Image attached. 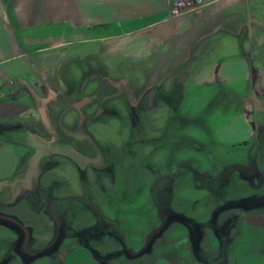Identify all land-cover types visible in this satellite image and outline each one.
<instances>
[{
	"label": "flooded vegetation",
	"instance_id": "1",
	"mask_svg": "<svg viewBox=\"0 0 264 264\" xmlns=\"http://www.w3.org/2000/svg\"><path fill=\"white\" fill-rule=\"evenodd\" d=\"M99 64L102 65L99 69L84 65V80L90 75L98 81V87L92 92L84 93L82 86H85V83L76 88L72 74L62 73L59 68L52 72H47V69L39 70L43 93L38 95L29 86L28 100L20 105L30 112L25 115L28 121L18 122L13 118L16 114L0 111V150L5 144H9V155H13L6 160L0 158V223L16 234V239L9 243L4 255L0 256V264H10L15 258L19 260V264H36L42 258H47L52 264H69L70 260L75 261L76 258L82 260L80 264H88L91 260L99 264H109L110 260L125 264L127 260L137 258L140 261L147 253L154 256L159 251L160 254L163 253L167 247H178L170 243L167 236L175 223L181 224L189 231L193 256L198 258L199 262L208 261L212 254L202 257L200 245L205 224L187 214L184 202L183 205L180 203L174 206L175 186L182 177H193L194 183L206 182L217 199L222 200L224 188L231 182L230 175L236 169L238 175L246 179L250 186L253 187L256 181L261 183L264 170L258 165L257 158L263 162L264 151H258L256 154L254 149H257V142L260 149L263 145L264 124L259 127L257 135H254L258 141L254 143V147L250 145L246 163L225 165L215 173H208L194 166L189 158L180 159L176 165L173 163L176 159L175 151L186 150L189 143L182 138L174 142L176 132L171 133L169 126L161 131L155 124L156 118L153 115L161 102L169 105L175 113L179 100L177 97L181 94L178 92L176 95V89L173 88L177 84L174 75L171 76V70L167 69L161 75L159 69H156L151 79L146 77V82L139 85L138 79L131 82L123 74L112 77L108 66ZM48 74L57 76L55 81H58L59 87L52 86L55 84ZM66 98L72 99L69 105L63 103ZM123 98L130 119L131 142L119 148L112 144L100 143L101 139H96L95 135L87 130L89 122L97 121L102 114H111L122 121L126 116L117 109L115 99ZM94 103H97V108L88 113L87 107ZM41 107L44 111H41ZM72 108L78 113L75 128H69L62 123L64 113ZM8 118L13 121H6ZM29 137L34 138V141L29 140ZM18 143L26 147L22 153L20 151L19 158L17 151L12 147ZM164 146L169 147L170 168L165 173H157L152 184L158 222L147 233L140 246L136 247L135 240L127 239V230H123L118 217L106 215L101 205H114L112 199L107 196L110 197V193L116 192L125 203V183L128 180L123 164L127 159L136 161L143 160L142 157L150 158ZM63 164L77 168L81 180L79 191L73 190L69 183H64V175L52 173ZM152 172L154 173V170ZM120 175L123 177L121 187L117 186ZM256 195L227 201L223 206L218 205L212 222L216 224L217 216L223 209L235 207L240 211L252 210L260 203L257 198H261V204H264V193ZM7 197L10 199L7 200ZM83 209L93 213L95 221L77 227L76 220ZM117 209L121 212V206ZM45 215L52 219V225L46 223ZM251 215L253 213H250L253 220L257 218L264 222V215ZM224 226L226 229L217 232L220 240L219 252L223 255L225 250L228 251V246L222 244L223 240L229 242L233 239L230 233L232 224L228 221ZM39 233H43L45 237L35 236ZM69 240H72V243H67ZM159 245L162 249L157 251L156 247ZM177 251L179 249L175 251V255ZM177 256L179 264H187L186 253L180 255V258ZM171 259L170 256L169 264L173 263Z\"/></svg>",
	"mask_w": 264,
	"mask_h": 264
},
{
	"label": "crops",
	"instance_id": "2",
	"mask_svg": "<svg viewBox=\"0 0 264 264\" xmlns=\"http://www.w3.org/2000/svg\"><path fill=\"white\" fill-rule=\"evenodd\" d=\"M171 4L172 0H0V111L23 113L26 108L11 101L21 100V94L28 99L29 86L43 93L42 82L33 75L39 76L40 66L49 67L41 55L45 50L97 41L100 51L87 55L108 67L104 60H125L145 74L155 65L159 69L165 63L175 70L183 64L189 74L181 78L192 79L196 86L227 88L231 101L243 109L217 128L216 143L249 142L256 131L251 118L258 97L264 96V0H217L202 11L178 17L171 15ZM50 80L55 88L60 86L57 79ZM242 84L250 92L234 89ZM10 147L1 148L0 158L13 157ZM254 221L255 228L264 229V222ZM233 242L222 244L229 247ZM73 261L69 264L82 260Z\"/></svg>",
	"mask_w": 264,
	"mask_h": 264
},
{
	"label": "rangeland",
	"instance_id": "3",
	"mask_svg": "<svg viewBox=\"0 0 264 264\" xmlns=\"http://www.w3.org/2000/svg\"><path fill=\"white\" fill-rule=\"evenodd\" d=\"M100 46V43L97 41L90 43L85 40L75 41L54 50H45V52H43V54L41 53V55L48 61L47 63L49 64V67L48 69L46 68L47 72H52L54 69L59 68L62 73H71L75 78V87L80 88L82 84L85 83V86H82V90L84 93H89L98 87V81L97 79H92L90 75H88V78L86 77V80H84V65L91 64V66H94V69L102 67L97 60H94V58L87 55L91 52H99ZM175 58H177V56H175ZM104 62L110 65L108 68L111 71L110 73L112 77H119V74H123V76L129 78L131 82H135L138 79L139 85L146 82V77L151 79L154 75L153 73L158 68V65H155L153 69L146 70V73L144 74L143 71L136 68L135 64H131L125 60L117 62H106L104 60ZM172 65L175 66L174 62L170 63V67H172ZM179 66L175 70L172 68L170 69L171 76L174 74L178 76L175 83L179 86H173V88L175 87L176 89V95L178 92L181 94L177 97L180 101L178 100L176 104L177 106H175V113L172 112L173 109H171L169 105L162 102L153 113L154 118H156L155 124L159 126L161 131L169 126L171 133L176 132L174 142L182 138L186 139L189 143H187L188 145L186 150L178 149L175 151L174 159H176L175 161L173 160V163L177 165L180 159L189 158L194 166H198L208 173H215L222 166L231 165L232 163H246V158L250 151V145L252 144V147H254V143L258 141L254 138V136L249 142H243L244 145H232L229 143L218 144L216 142L220 141H217L215 136L217 134V128L230 123L229 120L232 113L243 109L241 104L236 101H231V97L227 95L229 92L227 88H221L216 84L209 86H196L193 84L192 79L181 78V75L184 76L186 73L188 76L189 70H184L182 68L183 64H179ZM40 67L41 71L45 69L44 66ZM167 67L168 66L165 63L160 66L159 72L161 75L168 69ZM48 75L52 80L57 78L56 75L55 77L50 76V74ZM33 76L36 81H42L37 74H34ZM15 89H17V93L21 94L19 88ZM234 89L239 90L242 94L250 92L251 90L250 87L244 84L236 88L234 87ZM15 97L17 98V95H15ZM20 99L21 100L18 102L15 100L11 101V103H18L19 105H16L20 107L25 100H28L23 94H21ZM71 101V98H66L63 103L65 102L66 105H69ZM115 102L118 106L117 109L120 110L122 115H125L126 117L121 121L111 114H102L99 116L97 121L89 122L87 130L91 131L95 135L96 139H101L100 143L112 144L119 148L126 145V143L131 142V125L124 98L115 99ZM97 106V103L88 106L87 112H94ZM108 106H110L109 102ZM255 110L256 113L254 114V118H251V121L253 122V126L256 127L255 135H257L259 127L264 124V96L261 95L258 97ZM28 113L30 112L25 110L23 113L21 112L13 118L17 119L18 122H26L28 120H26L25 115ZM77 115L78 113L74 108L69 109L68 112L64 113L62 123L69 128H75L77 125ZM6 121L12 122L13 120L8 118ZM257 122L258 125H261L258 126L256 124ZM29 140L34 141V138L29 137ZM262 143L263 145L260 149L259 143L257 142V149H254L256 154H258V151H264V141H262ZM13 148L17 151V157L19 158L20 151L22 153L26 147L18 143L14 145ZM169 155V147L164 146L163 148L160 147L158 153L154 156H150V158L142 157L143 160L138 159L136 161L127 159L123 164L124 173L127 174L126 177L128 180L127 183H125V190H127L125 203L122 202V199L120 198L121 196L118 192H116L110 193V197L106 195L108 198L112 199L115 206L106 205L104 203L101 205L106 215L112 218L118 217V221H120L123 225V230H127V239L129 241L135 240L136 247L140 246L144 238L147 236V233L158 222L155 205L156 199L154 191H152V184L155 182V175L157 173H165L167 169L170 168ZM257 163L261 166L260 168H263L264 170V161L262 162L257 158ZM152 170H154V173ZM52 173L64 175V183H69L73 190H80V175L75 166L63 164L60 165L59 168H55ZM120 177L117 181V186L119 187H121L120 183L123 181V177L121 175ZM230 177L231 182L225 186L223 192L224 199L222 200L217 199L215 193L210 190L208 187L209 185L206 182L197 181L194 183L193 177H182L179 183L175 186L176 194L173 203L174 206L176 207L180 205V203L183 205L184 202L187 214L196 218L197 221H202L205 224L204 237H202L204 240H201V250L203 255L202 257H207V255L212 254L211 258L208 257V261L199 262L198 258L193 256L189 231H186L181 224L175 223L169 230L170 233H167V236L170 239V243H174L178 247H167V250L164 249L163 253L160 254L159 250L162 248L159 245L156 247V250L159 252L154 254V256L147 253L140 261L137 258V260H127L126 263L148 264L149 262H155V264H167L166 262L170 260V256L172 257L171 260L174 262V260L176 261L178 258L177 255H179L180 258V255L186 253L187 264H264V229L255 228L253 225L255 219L253 220V218H250V213H253L251 216L255 217L264 215V204H261L263 203L261 198H257L260 203L257 204L256 207L252 208V210L240 211L239 209H235V207H233L234 209H223V211H221V213L217 216L216 224L212 222V218L214 217V213H216L218 205L223 206L227 201H237L238 199L246 196H252L253 194L260 196L264 193V178L261 183L255 180V185L252 187L247 181H245L246 179H243V177L238 175L237 169L230 175ZM6 199H10V197H7ZM22 205L24 206L23 203ZM261 205L262 207H259ZM119 206H121V212L117 209ZM44 220H46L47 224L52 225V219L48 215L44 216ZM256 220V222L263 223V221H260L257 218ZM94 221L95 217L93 213L83 209L79 214V218L76 220V225L77 227H81L84 224L93 223ZM228 221L232 224L230 233L233 236L234 242L228 247V254L226 255L225 253L223 257V253L221 251L219 252L220 240L217 232H221L226 229L223 227H225L224 225ZM47 235L49 234H46V236ZM35 236L45 237L43 233L36 234ZM14 239H16V234L0 223L1 257L7 250L9 243H11ZM236 239H238L237 242ZM67 243H72V240H69ZM177 249H179V251H177V255H175V251ZM223 258L225 261H223ZM15 259L16 260L12 261L10 264H19V260L17 258ZM74 262L75 261L72 263ZM176 262L179 264L178 259ZM120 263V261L116 260L109 261V264ZM36 264L52 263L47 258H42L38 260Z\"/></svg>",
	"mask_w": 264,
	"mask_h": 264
},
{
	"label": "built area",
	"instance_id": "4",
	"mask_svg": "<svg viewBox=\"0 0 264 264\" xmlns=\"http://www.w3.org/2000/svg\"><path fill=\"white\" fill-rule=\"evenodd\" d=\"M217 0H172L171 15L178 17L202 11Z\"/></svg>",
	"mask_w": 264,
	"mask_h": 264
}]
</instances>
